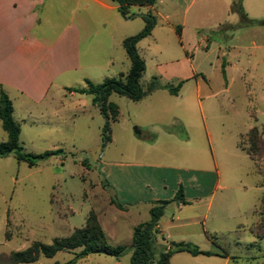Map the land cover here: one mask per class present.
I'll return each instance as SVG.
<instances>
[{
    "label": "rangeland",
    "instance_id": "obj_1",
    "mask_svg": "<svg viewBox=\"0 0 264 264\" xmlns=\"http://www.w3.org/2000/svg\"><path fill=\"white\" fill-rule=\"evenodd\" d=\"M235 1L187 0L181 8L186 14L163 7L162 14L170 13L166 20L150 12L156 42L148 38L139 47L145 63L140 88L153 77L160 86L187 81L177 96L163 88L138 102L111 94L118 116L109 122L108 142L102 139L105 120L90 105L61 130L37 136L22 129V153H63L34 167L13 154L0 158V256L68 237L93 213L107 243L124 251L118 258L88 255L75 264H131L133 230L149 221L159 200L169 202L158 222L164 232L159 249L186 242L238 257L232 264H250L252 256L264 264V239L251 233L264 196V161L256 167L240 147L251 128L264 133V26H242L230 10ZM237 4L249 20L264 21V0ZM181 25L205 38L201 47L189 42L188 54L175 32ZM114 57L108 77L126 75V53ZM5 141L0 123V143ZM179 186L185 205L173 201ZM78 252L32 264H64ZM175 258L172 264L196 260L185 253Z\"/></svg>",
    "mask_w": 264,
    "mask_h": 264
},
{
    "label": "crops",
    "instance_id": "obj_2",
    "mask_svg": "<svg viewBox=\"0 0 264 264\" xmlns=\"http://www.w3.org/2000/svg\"><path fill=\"white\" fill-rule=\"evenodd\" d=\"M186 1L157 0L150 7L133 6L130 13L135 17L124 19L111 0H0V90L12 103L20 134L23 128L37 136L61 130L67 122L74 124L86 105L96 107L91 96L73 90L85 88L86 80L100 84L109 78L114 56L125 52L122 41L143 28L132 24L142 21L141 15L155 11L157 17L166 20L170 13L162 14L163 7L181 9ZM181 10L187 13V9ZM156 27L137 43V51L148 38L156 42ZM180 27L179 41L187 54L189 42L201 47L205 38L196 29ZM181 80L182 87L187 79ZM228 86L226 83V90ZM158 229L163 236L159 223ZM208 252L214 256H191L196 259L193 264H232L238 259L223 252ZM181 254L172 255L170 264ZM188 259L180 258L186 264ZM246 260L259 263L253 256Z\"/></svg>",
    "mask_w": 264,
    "mask_h": 264
},
{
    "label": "trees",
    "instance_id": "obj_3",
    "mask_svg": "<svg viewBox=\"0 0 264 264\" xmlns=\"http://www.w3.org/2000/svg\"><path fill=\"white\" fill-rule=\"evenodd\" d=\"M116 6L120 16L124 19H132L134 14L130 13V8L150 7L157 0H111ZM239 0L231 5V12L237 13L241 20L242 26L259 25L264 26V21H254L246 18L245 14L238 6ZM144 25L137 34L127 37L122 41V47L130 62L129 71L120 74L117 78H106L100 84H93L85 81V88L75 89L73 91L79 94L91 96L92 103L97 107L100 114L105 120L102 128V139L106 143L109 141L108 125L110 121H115L118 116V108L115 104L108 102L111 94L126 97L132 102H138L147 95L153 93L160 88L157 79L153 77L148 83L145 90L139 85V79L145 71V63L139 56L136 45L137 43L149 36L156 26V20L151 13L140 16ZM176 34L180 38L181 27H176ZM182 82L176 87L169 85L162 86L170 95H177ZM0 123L3 131L6 133V141L0 143V158L14 155L17 161L25 162L29 167L48 157L62 154L61 150L48 151L40 155L22 153L19 141L20 127L13 118L12 103L8 96L0 90ZM168 132L172 130L166 128ZM245 142L241 143V149L246 153L249 159L259 167V163L264 161V133L260 132L256 127L251 128L245 135ZM173 201L177 205H185L182 187L179 186ZM118 209H125L119 203L113 202ZM168 201H156L149 210V221L142 223L134 228L132 237V253L130 257L131 264H170V258L174 254L186 253L190 256H214L213 253L203 251L197 246L186 242H171L169 246L159 249L157 237L163 238L158 229V222L163 215ZM251 233L256 239H264V196L260 199L258 223L251 229ZM79 250L75 258L64 264H75L77 260L92 254H102L110 257L118 258L122 255L124 248L121 246H110L107 243L105 234L101 229L96 216L91 213L86 221L85 226L75 229L72 234L65 238H55L50 244H43L34 241L29 247L22 251L10 252L7 256H0V264H32L38 261L40 257L52 258L58 252H72ZM159 249V250H158ZM59 264V263H55Z\"/></svg>",
    "mask_w": 264,
    "mask_h": 264
}]
</instances>
